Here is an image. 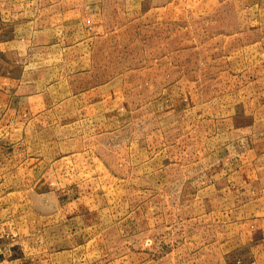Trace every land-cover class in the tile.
Returning a JSON list of instances; mask_svg holds the SVG:
<instances>
[{
  "label": "rangeland",
  "instance_id": "obj_1",
  "mask_svg": "<svg viewBox=\"0 0 264 264\" xmlns=\"http://www.w3.org/2000/svg\"><path fill=\"white\" fill-rule=\"evenodd\" d=\"M0 8L60 16V0ZM261 12L264 0H69L85 19H70L66 79L48 92L71 99L0 131L20 153L19 166L0 155L6 236L51 220L64 243L36 251L90 264L264 263V21L247 19ZM252 148L261 173L245 180Z\"/></svg>",
  "mask_w": 264,
  "mask_h": 264
},
{
  "label": "crops",
  "instance_id": "obj_2",
  "mask_svg": "<svg viewBox=\"0 0 264 264\" xmlns=\"http://www.w3.org/2000/svg\"><path fill=\"white\" fill-rule=\"evenodd\" d=\"M68 1L60 0V16H53L52 13L49 16H14L5 8H0V131L11 126L12 133H15L22 126L21 118H37L47 108L52 107L53 102L71 99L67 92H61L58 96L48 92L53 88H62L63 79H66L59 70L62 71V62L66 64L69 61L70 19H85V16H67ZM63 9L66 16H63ZM263 14L264 12H261V16H251L247 19L253 23H261L260 19L264 21ZM89 17L97 19L99 16ZM75 20L72 19L71 22H76ZM92 32L97 34L100 31L92 28ZM83 39L84 36L78 40L84 43ZM79 97V94H73L72 99L79 100ZM16 147L17 143L14 141H0V155L3 156L2 151L6 150L11 157L9 161L14 165L16 157L19 166L20 153L19 149L16 152ZM249 155L250 158H246L249 168L246 171L241 170L243 174L240 175L245 180L256 179L261 173L258 171L260 158L255 148H252ZM227 177L226 180L231 183L232 179H237L234 175ZM6 223L5 230L8 229ZM4 224L0 222V264H90L85 255L70 253L65 247L56 251H53L52 247L36 251L38 245L52 246L54 243H64L63 238H53L54 230L62 228L63 223L51 220L39 223L33 221L23 228V224L18 222L17 230H11L12 236L8 234V237L6 231L3 232ZM75 245L82 243L76 242ZM257 264L264 263L259 261Z\"/></svg>",
  "mask_w": 264,
  "mask_h": 264
}]
</instances>
